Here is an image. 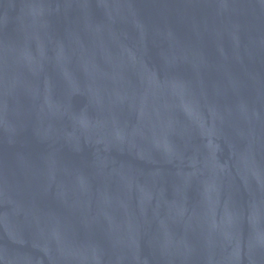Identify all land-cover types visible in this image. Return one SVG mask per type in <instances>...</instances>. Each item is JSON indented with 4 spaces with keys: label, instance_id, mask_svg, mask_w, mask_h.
Here are the masks:
<instances>
[{
    "label": "water",
    "instance_id": "water-1",
    "mask_svg": "<svg viewBox=\"0 0 264 264\" xmlns=\"http://www.w3.org/2000/svg\"><path fill=\"white\" fill-rule=\"evenodd\" d=\"M0 264H264V0H0Z\"/></svg>",
    "mask_w": 264,
    "mask_h": 264
}]
</instances>
